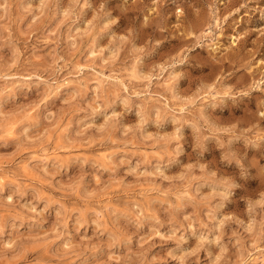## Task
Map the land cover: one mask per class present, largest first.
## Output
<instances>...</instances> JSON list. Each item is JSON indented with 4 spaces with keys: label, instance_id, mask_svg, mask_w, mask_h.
Listing matches in <instances>:
<instances>
[{
    "label": "rangeland",
    "instance_id": "obj_1",
    "mask_svg": "<svg viewBox=\"0 0 264 264\" xmlns=\"http://www.w3.org/2000/svg\"><path fill=\"white\" fill-rule=\"evenodd\" d=\"M0 264H264V0H0Z\"/></svg>",
    "mask_w": 264,
    "mask_h": 264
}]
</instances>
